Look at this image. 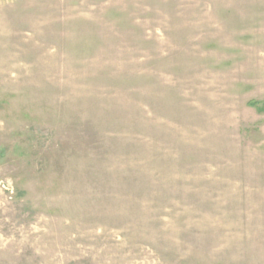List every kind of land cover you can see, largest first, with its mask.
<instances>
[{
    "label": "rangeland",
    "instance_id": "374dc122",
    "mask_svg": "<svg viewBox=\"0 0 264 264\" xmlns=\"http://www.w3.org/2000/svg\"><path fill=\"white\" fill-rule=\"evenodd\" d=\"M0 264H264V0H0Z\"/></svg>",
    "mask_w": 264,
    "mask_h": 264
}]
</instances>
